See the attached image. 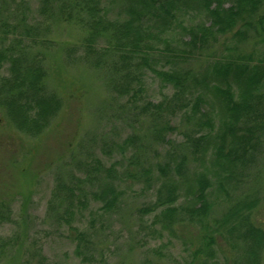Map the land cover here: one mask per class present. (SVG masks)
Wrapping results in <instances>:
<instances>
[{
  "label": "trees",
  "instance_id": "1",
  "mask_svg": "<svg viewBox=\"0 0 264 264\" xmlns=\"http://www.w3.org/2000/svg\"><path fill=\"white\" fill-rule=\"evenodd\" d=\"M36 1L40 20L31 22L32 13L24 0H0V69L6 67L5 74H0V108L10 123L22 134L35 138L60 112L61 100L46 91L44 62L55 45L50 34L58 24L79 28L84 33L81 45L63 48L65 58L74 60L76 53L83 52L79 61L95 71L102 70L113 101L121 104L120 113L129 116L130 121L148 124L152 143L164 149L171 145L167 138L177 130L172 120L178 114L195 125L191 136L181 144L188 156L140 168L137 153L132 152L129 165L139 166L137 176L142 181L150 182L153 167L158 173L155 201L140 209L141 213L161 210L159 220L165 227L175 219H184L180 216L183 214L189 223L201 226L211 208L207 201L211 182L204 171L189 182L181 177L187 163H201L210 157L213 174H222L224 182H232L236 174L246 172L255 162L264 141V59L253 62L249 55L230 57L224 62H209L199 74L187 67L189 55L205 50L217 36L231 32L238 41L251 39L264 46V0H123L121 12L113 18L105 0ZM192 12H201L205 21L183 25L182 19ZM176 29L183 33V49L170 43L168 35ZM148 72L172 90L158 103L143 98L142 77ZM207 103L213 111L217 107L216 117L205 109ZM136 143L137 136L127 137L121 143L122 151ZM90 158L75 168L77 172L67 183L57 178L49 202L52 211L63 208L54 217L74 232V252L81 257V264L91 262V255H87L90 241L86 232L71 226V219L77 210L88 206L89 200L100 203L99 212L113 215L122 198L116 163L107 167L99 158ZM134 175L125 176L134 179ZM180 187L187 193V206L177 205ZM258 204L257 198L238 200L210 231L201 234L200 245L192 253L195 259L188 264H213L215 236L222 237V232L230 237L233 248L242 246L246 264H260L264 229L252 220ZM9 215V205L0 201V225L11 222ZM14 238L15 242L0 238V248L19 247L20 236ZM34 248L31 257L39 262L43 257L39 248ZM201 255L205 257L199 259Z\"/></svg>",
  "mask_w": 264,
  "mask_h": 264
},
{
  "label": "rangeland",
  "instance_id": "2",
  "mask_svg": "<svg viewBox=\"0 0 264 264\" xmlns=\"http://www.w3.org/2000/svg\"><path fill=\"white\" fill-rule=\"evenodd\" d=\"M24 2L32 13L31 22L39 21L37 1ZM104 4L113 18L121 12L123 0H105ZM261 14H264V7ZM203 17L201 12H192L182 19V24L196 25L205 21ZM182 35L176 29L168 35L170 43L185 48L180 42ZM50 37L55 45L46 54L44 62L46 91L61 100L60 112L50 120L41 135L31 138L17 131L0 108V201L9 205L11 218V222L0 225V238L15 242L14 237L20 236L19 247L0 248V264L82 263L81 257L74 252V232L55 220L54 215L61 214L63 208L56 207L52 211L49 202L57 178L67 183L69 177L77 172L75 168L90 157L99 158L107 167L116 163L122 179V198L113 215L99 212L100 203L89 200L88 206L77 210L71 219V226L86 232L90 241L87 255L92 258L86 264H188L194 258L192 253L200 245L201 234L210 231L244 197L258 199L252 220L264 229V141L255 162L246 172L236 174L232 182H224L222 174H213L210 157L201 163H187L182 181L188 179L189 182L196 173L204 171L211 182L207 196L211 208L203 226L197 222L189 223L183 214L180 216L184 219H175L170 227H165L159 220L161 210L147 215L141 213L140 209L155 201V177H158L153 167L154 175L150 176V182L139 179L137 174L141 165L144 168L149 163L157 165L166 159L179 161L188 156L181 144L191 136L195 125L178 114L172 120V126L177 130L167 138L171 145L165 149L158 147L149 139L148 124L130 121L129 116L120 113L118 105L121 104L113 101V94L105 86L106 76L102 70L95 71L79 61L83 52L76 53L74 60L65 58L63 48L73 45L79 48L84 33L75 26L58 24L52 29ZM250 41H238L233 32L219 35L205 50L190 52L187 67L200 74L204 73L209 62H224L230 57L249 55L253 62H259L264 59V46ZM98 44L103 45V42ZM5 71L4 66L0 74H5ZM142 79L143 98L153 103H158L172 92L149 72ZM210 100L207 94V101ZM214 108L213 111L209 103L205 105V109L216 117L217 107ZM218 126V119L215 118V128ZM131 135L138 137V143L122 151L121 143ZM170 148H175L170 151H174L172 154L168 152ZM132 152L137 153L138 169L129 165ZM130 173L135 174L134 179L125 176ZM77 177H81L80 174L77 173ZM221 186L223 190L219 189ZM186 194L184 187H180L177 205H188L184 201ZM225 233L222 232V237L215 236L213 264H246L242 246L233 248L230 237ZM34 247L39 248L43 257L39 262L31 257ZM204 257L201 255L199 259ZM260 264H264V251Z\"/></svg>",
  "mask_w": 264,
  "mask_h": 264
}]
</instances>
